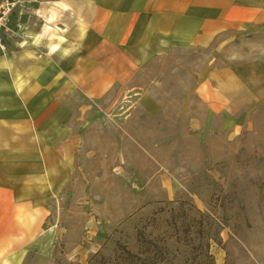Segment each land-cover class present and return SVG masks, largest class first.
Listing matches in <instances>:
<instances>
[{"label": "rangeland", "instance_id": "obj_1", "mask_svg": "<svg viewBox=\"0 0 264 264\" xmlns=\"http://www.w3.org/2000/svg\"><path fill=\"white\" fill-rule=\"evenodd\" d=\"M212 65L247 89L228 112L195 92ZM70 104L92 108L74 183L48 216L50 264H126L123 248L150 264H264V34L174 49Z\"/></svg>", "mask_w": 264, "mask_h": 264}, {"label": "crops", "instance_id": "obj_2", "mask_svg": "<svg viewBox=\"0 0 264 264\" xmlns=\"http://www.w3.org/2000/svg\"><path fill=\"white\" fill-rule=\"evenodd\" d=\"M18 21V36L0 32V264H50L48 216L74 183L92 108L71 98L105 97L174 49L264 34V0H36ZM246 90L230 66L212 65L195 92L220 113Z\"/></svg>", "mask_w": 264, "mask_h": 264}, {"label": "built area", "instance_id": "obj_3", "mask_svg": "<svg viewBox=\"0 0 264 264\" xmlns=\"http://www.w3.org/2000/svg\"><path fill=\"white\" fill-rule=\"evenodd\" d=\"M36 0H0V32L6 33L9 37L19 35V30L23 27L21 22L11 24L12 17L19 11H27ZM7 48L4 38L0 34V49Z\"/></svg>", "mask_w": 264, "mask_h": 264}, {"label": "trees", "instance_id": "obj_4", "mask_svg": "<svg viewBox=\"0 0 264 264\" xmlns=\"http://www.w3.org/2000/svg\"><path fill=\"white\" fill-rule=\"evenodd\" d=\"M123 260L126 264H150L148 258H141L139 254L132 253L130 250L123 248L121 253L114 259ZM157 261H153L152 263H156Z\"/></svg>", "mask_w": 264, "mask_h": 264}]
</instances>
